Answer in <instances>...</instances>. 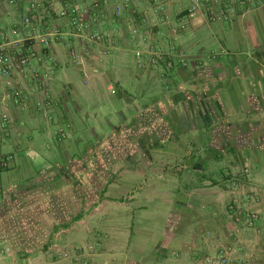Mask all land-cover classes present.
<instances>
[{
	"label": "crops",
	"instance_id": "0c3cea01",
	"mask_svg": "<svg viewBox=\"0 0 264 264\" xmlns=\"http://www.w3.org/2000/svg\"><path fill=\"white\" fill-rule=\"evenodd\" d=\"M115 3L101 23L114 35L108 56L93 45L77 65L70 37L52 49L46 87L33 74L52 67L41 59L0 80V154L14 157L0 171V264H199L229 245L234 264H264V0H213L229 19L200 15L180 34L192 0L161 1L171 27L152 0L118 26ZM129 22L152 49L181 48L188 66L177 59L165 73L139 61ZM59 25L71 32L66 20L49 28ZM17 90L22 102L6 99ZM235 202L261 214L239 239Z\"/></svg>",
	"mask_w": 264,
	"mask_h": 264
},
{
	"label": "built area",
	"instance_id": "2783aa9c",
	"mask_svg": "<svg viewBox=\"0 0 264 264\" xmlns=\"http://www.w3.org/2000/svg\"><path fill=\"white\" fill-rule=\"evenodd\" d=\"M0 0V25H7L10 28H0V80L9 79L15 73L26 75L35 60L41 59L44 62L51 61L52 67L40 73L34 70L33 74L38 79L41 87H46L51 76L57 67V63L51 59V52L55 45L64 44L70 37L79 42V47L72 46L70 55L72 62L85 66L86 55L90 54L91 46L106 45L104 54H110V48L114 45V35L101 29V23L105 16L104 9H107L111 0ZM114 22L120 26L127 17L136 14V5L143 0H114ZM157 4L156 13L161 12V23L167 27L172 26V18L167 10L160 3L165 0H152ZM200 15H205L211 22L228 20L225 10L216 13L213 7V0H192V4L183 16L178 19L177 34L185 32L190 22ZM66 20L71 32L63 26L49 28L51 20ZM130 36L136 45V58L140 61L144 55L148 57L149 64L154 69H160L165 73L175 68V61L178 59L183 66H188L185 53L181 48L173 47L170 51L152 49L149 45L150 38L142 30L129 22ZM177 36V35H176ZM41 46V53L37 46ZM41 54V56H40ZM227 54L226 49L210 52L212 59L220 58ZM94 73H99L98 69ZM89 80V76L85 75ZM26 98L23 90H17L8 95L6 99L22 102ZM53 102L49 99L38 103L39 109L45 117H48ZM9 123V116L2 115L0 126L6 127ZM14 157L0 154V171L10 170L13 167ZM246 174L249 170L245 171ZM238 187L239 183H234ZM249 203L258 202V195L247 197ZM243 206V207H242ZM240 211L245 212L243 217ZM230 217L235 223L233 234L235 239L257 229L261 214L257 210L249 209L248 205H239L236 202L230 207ZM239 256V249L229 245L222 247L217 254L206 255L199 264H234ZM61 257L67 258V253ZM254 253L249 254L253 258ZM77 264H88L77 260Z\"/></svg>",
	"mask_w": 264,
	"mask_h": 264
}]
</instances>
